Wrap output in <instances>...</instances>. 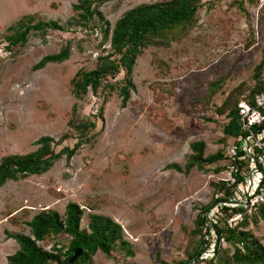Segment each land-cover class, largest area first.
<instances>
[{"label":"rangeland","instance_id":"obj_1","mask_svg":"<svg viewBox=\"0 0 264 264\" xmlns=\"http://www.w3.org/2000/svg\"><path fill=\"white\" fill-rule=\"evenodd\" d=\"M156 1L161 0L104 2L97 8L102 21L96 16L90 28L79 25L72 9L77 0H0V158L36 150L42 136L56 141L69 133L72 137L54 150L73 147L76 132L68 121L95 115L96 122L94 139L68 163L62 156L47 172L0 188V264H8L6 257L17 250L8 233L29 235L26 223L36 213L51 208L63 215L68 202L83 208L80 228H87L88 214L107 216L120 225L126 242L117 241L109 256L97 251L88 264H181L200 239L193 232L195 222L205 206H213L214 184L227 176L215 169L225 160L193 166L187 173L168 165L183 171L192 142H204V157L224 152L232 142L225 130L228 109L219 107L229 94L230 103L248 94L264 59V0H200L194 24L178 39L149 44L136 57L130 76L135 89L125 106L118 90L126 79L122 68L107 78L113 90L103 85L76 99L71 77L79 69H94L97 56L110 52L109 37L100 27L107 23L111 29L127 10ZM22 18L31 24L56 21L62 30L30 31L25 43L7 49L10 27ZM63 46L69 50L65 61L35 69L43 56ZM220 77L223 84L208 99L209 82ZM99 112L102 117H96ZM99 197L105 205L86 208L87 199ZM213 213L209 216L221 220L218 226L233 215ZM247 223L242 230L248 241H260L264 249V222L258 217ZM216 248L193 264L213 255L233 264L229 243L220 239Z\"/></svg>","mask_w":264,"mask_h":264},{"label":"trees","instance_id":"obj_2","mask_svg":"<svg viewBox=\"0 0 264 264\" xmlns=\"http://www.w3.org/2000/svg\"><path fill=\"white\" fill-rule=\"evenodd\" d=\"M107 1L109 0H77L72 5V9L76 12L79 25L94 27L96 16L98 23L102 21V15L97 11V8L100 4ZM199 7L200 0H161L139 4L127 10L115 21L111 29L105 23L103 28L100 27V29L106 38L109 37L110 52L97 56L94 69L90 71L79 69L74 73L70 79L73 96L76 99H82L89 90L92 93H96L103 85H106L109 90H113L115 84L108 81L107 78L119 74L123 69L126 79L124 82H120L123 84L119 86L118 90L121 104L125 106L129 99L130 91L135 89L130 76L136 57L141 53V50L149 44L167 45L168 42L178 39L183 31L194 24L195 15ZM26 20H30V18H22L15 26L10 27L14 32L6 36L8 40L7 49H9V45L14 46L25 43L30 31L62 30V26L56 21H37L31 24ZM68 55V46H63L59 52L43 56L35 65V69L42 68L46 63H61L67 59ZM263 62L264 59L260 61L254 70V81L249 88L248 94L239 99L236 97L232 103H230L231 99L229 97L231 94H229L219 107L221 111L222 109H228L229 121L225 130L231 136H237L240 133L237 103L241 99L252 102L253 96L262 88L261 66ZM103 81H105L104 84ZM223 82L224 78L222 77L209 82L208 99L221 87ZM235 94L237 92L233 93V95ZM71 113L75 116L76 105L72 106ZM96 117H102V114L99 112ZM93 118L95 119V115ZM94 119L83 117L78 121L72 118L68 121V125L73 127L76 132V142L73 147L63 146L58 151L54 150V147L61 145L64 140L72 137L69 133L64 134L56 141L50 136H42L35 142L38 146L36 150L26 154L2 156L0 158V188L7 181H17L30 175H41L47 172L53 163L62 156L65 157L68 163L81 145L87 144L94 139L95 133L93 131L96 129ZM189 146L192 153L184 165V170L182 171L175 163L169 164V168L187 173L193 166L202 167L203 163L210 164L213 161H222L225 157L224 152L204 157L203 149L205 144L202 141L192 142ZM236 164H238L239 168L240 165H244V161L237 160ZM219 169L221 170V166L216 168L215 171L217 172ZM236 177L238 182L241 181L242 177L239 172ZM214 186H216V193L219 196L217 195L212 200L213 206L216 204L219 212H225L227 217L235 212H241L243 219L237 221L234 226H228L225 222L226 220L223 221V226H218L220 219L213 217L215 222L210 224L206 214L211 212L213 206L211 207V204L205 206L201 211L203 216L197 217L196 227L193 230V232L200 233V239L195 240L196 244L190 255L181 264H193V260L202 256L206 250L212 248V251H214L220 239L232 246L231 260L233 264H264V249L260 241H248L249 234L242 230L247 226L248 221L256 222L258 217L264 222V204H258L254 213L250 216L242 206H227L223 204L225 201H230L236 197L233 195L232 187H225V183L222 182H217ZM220 203L223 205L220 206ZM102 205L105 204H102L101 197L90 198L86 201V208L90 210ZM82 215L83 208L75 202H68L65 205L63 215L51 208L39 211L26 223L29 228V235L23 233L7 234L18 245L17 250L6 257L7 263L88 264L89 258L95 255L97 251L109 256L117 241L123 246L126 245V242L122 240L123 235L120 225L111 218L91 213L88 214L87 228H80ZM215 215L218 216L219 213L215 212ZM205 225L207 226L208 240L204 238L202 233V226ZM60 239L66 240V244ZM48 243L51 246L46 250L44 245ZM78 249L82 251L81 256L75 261H71L73 252ZM127 253L131 254L130 250ZM214 257V255L213 257H207L203 263L229 264L219 260V258L214 259ZM161 264L166 263L162 262Z\"/></svg>","mask_w":264,"mask_h":264},{"label":"built area","instance_id":"obj_3","mask_svg":"<svg viewBox=\"0 0 264 264\" xmlns=\"http://www.w3.org/2000/svg\"><path fill=\"white\" fill-rule=\"evenodd\" d=\"M261 86V90L253 96L252 102L241 99L237 103L240 133L232 137V142L224 151L225 162L222 159L224 165L221 168L227 176L218 180L225 183V187H232L233 195L236 196L223 204L242 206L247 214L255 211L258 204H264V62L261 66ZM237 160H243L244 165L238 168ZM238 172L242 177L239 182L236 177ZM211 211L219 212L217 207L211 208ZM209 214H206V218L211 224L215 219ZM242 219L243 214L235 212L226 223L233 226ZM206 227L202 226V233L208 240Z\"/></svg>","mask_w":264,"mask_h":264},{"label":"water","instance_id":"obj_4","mask_svg":"<svg viewBox=\"0 0 264 264\" xmlns=\"http://www.w3.org/2000/svg\"><path fill=\"white\" fill-rule=\"evenodd\" d=\"M81 254H82V251L80 249L75 250L73 252V256L71 258V261H75L77 258H79L81 256Z\"/></svg>","mask_w":264,"mask_h":264},{"label":"crops","instance_id":"obj_5","mask_svg":"<svg viewBox=\"0 0 264 264\" xmlns=\"http://www.w3.org/2000/svg\"><path fill=\"white\" fill-rule=\"evenodd\" d=\"M17 248H18V245H17Z\"/></svg>","mask_w":264,"mask_h":264}]
</instances>
